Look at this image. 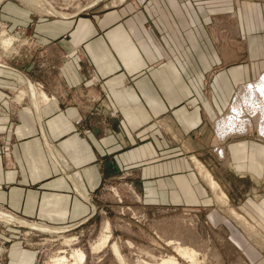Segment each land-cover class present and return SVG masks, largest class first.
<instances>
[{
    "label": "crops",
    "instance_id": "0c3cea01",
    "mask_svg": "<svg viewBox=\"0 0 264 264\" xmlns=\"http://www.w3.org/2000/svg\"><path fill=\"white\" fill-rule=\"evenodd\" d=\"M141 6L129 11L127 3L92 16L36 24V40L44 52L19 69L42 81L39 88L50 99L38 106L30 97L18 101L19 94L8 109L10 93L19 92L23 77L0 67V139L10 147L7 155L0 144V209L48 227L67 226L92 215L87 198L108 173L127 170L147 203L199 205L209 200L190 156L169 142L156 123L170 119L177 129L166 125L174 137L188 139L221 109L211 105L209 114L200 108L198 91L206 86L210 91L232 90L251 79L241 68L233 74L223 66L214 68L227 57L214 52L206 30L207 46L199 58L196 6L182 0ZM199 59L206 61L204 68ZM243 145L242 157L241 147L234 146L228 157L256 179L261 174L260 146ZM218 180L230 202L259 226L262 205L251 195V186L242 190L235 186L238 181L232 186ZM233 237L227 247L235 254L227 264H264L262 245L249 248L238 229ZM4 264L22 260L12 250Z\"/></svg>",
    "mask_w": 264,
    "mask_h": 264
},
{
    "label": "rangeland",
    "instance_id": "374dc122",
    "mask_svg": "<svg viewBox=\"0 0 264 264\" xmlns=\"http://www.w3.org/2000/svg\"><path fill=\"white\" fill-rule=\"evenodd\" d=\"M46 1L58 11L69 14V17H61L53 12L48 13V8L43 11L33 9L20 0H3L0 4V24L10 36L17 39L8 50L0 47V64L4 65L0 67L11 72L17 70L23 77L19 92L10 93L9 110L13 108V98L21 95L22 90L27 91L28 79L34 83L36 91H43L39 88L43 85L42 81L34 79L27 72L19 69L21 65L24 67L27 64L26 67H28V63L34 60L36 53L42 55L41 53L44 52V45L36 40L39 35L36 24L50 20L92 16L110 8L125 7L127 3L129 11L140 9L142 4L156 3V0H101L90 7L96 0ZM166 3L168 4L169 1ZM167 4H165L166 7L169 6ZM182 4H192L198 9L199 58L204 55L201 52L206 50L207 45L203 43L204 30H206L213 38L214 52L223 53L227 57L218 61V65L214 68L223 66L231 73L234 69L233 73L237 68H241V73L246 71L249 75L247 79L251 80L264 70V0H182ZM217 9H227V12L221 13ZM242 14H246L248 19L241 20L242 16L239 18V15ZM29 20L31 22L27 24ZM188 29L185 28L187 31ZM205 62L204 59L198 61L202 68L205 67ZM227 85L224 83V87L228 88ZM236 87L237 85L234 89ZM234 89L210 91L206 86L204 90L196 93L197 105L203 110L208 111L212 106L221 109L217 114L210 115L206 124L204 126L202 124V129L191 133L188 139L182 135L174 137V132H171L166 125H172L174 129H177L170 119L164 120L165 123L157 122L156 128L169 142L176 144L177 148L182 147L180 152L186 153L190 159L192 155H195L194 151L199 149L201 155H195L196 158L205 165L217 181L221 178L222 182H229L232 186L234 181H238L235 186H239L242 190H245L246 185L251 186V195H255L254 197L262 205L259 226L241 212L239 205L230 202L229 193L219 182L227 196L228 204L255 225L264 238V231L261 229H264V140L254 135L240 136L229 139L227 145L229 156L232 154V146L241 147V152L238 153L240 157H242V143L245 144L243 146H250V148L254 144L260 146L256 152L261 162V174L256 179L234 165L232 158L233 168L225 166V162L218 158L215 151L218 143L214 121L218 114L226 113L228 107L224 108ZM24 94L21 102L30 97L27 92ZM223 103L226 104L222 105ZM95 111L99 113L97 108ZM105 111L107 110L102 109V115H106ZM113 115H116L114 110ZM116 127L118 129L120 124L117 123ZM118 133L120 136L119 130ZM193 165L200 176L198 168L195 164ZM132 175L133 173L128 170L108 173L100 189L87 198L93 210L92 215L67 226L53 227L67 230L55 236L0 221V262L7 263L10 252L14 250L21 258L22 264H54L52 261L59 257L57 255H62L56 252L66 248L64 244L66 239L72 240L74 249H80L85 253V260L77 264H227L230 256L235 254L227 247L234 239L233 230L235 229H238V233L244 237V243L249 248L260 247V245H262L261 248L264 247L262 240L253 237L250 230L245 229L227 213L229 207L217 202L208 182L201 176L200 182L205 187L206 197L209 198L207 202L199 205H159L147 203L144 200L140 187L132 179L130 180ZM253 184H255L254 191ZM228 230H232V235ZM107 233L110 235L108 241L100 245L101 237ZM259 242L262 243L259 244ZM179 245L194 250V257L189 258L183 255L178 250ZM72 261L70 260L69 263Z\"/></svg>",
    "mask_w": 264,
    "mask_h": 264
},
{
    "label": "bare ground",
    "instance_id": "6f19581e",
    "mask_svg": "<svg viewBox=\"0 0 264 264\" xmlns=\"http://www.w3.org/2000/svg\"><path fill=\"white\" fill-rule=\"evenodd\" d=\"M2 1L3 0H0V4ZM20 1L33 9L43 11L44 9L46 10L48 8V13L53 12L61 17H69V14L64 13L63 11H58L54 6L48 4L46 0ZM100 1L101 0H96L90 7ZM245 19L247 20L248 16L243 15V20ZM16 40L17 39L14 36H10L0 24V47L8 50L12 47ZM24 92L29 94L30 100L35 106H38L40 102H45L50 99L44 91H36L34 83L29 79L27 91L22 90L21 96H18L19 98L16 97L17 100L21 99V97L25 95ZM214 127L218 143L215 151L218 158L225 162V166L230 168L233 167L231 166V160L227 155L229 148L227 145L229 139L240 136L254 135L264 140V70L257 77L250 81L244 82L237 87L234 92V97L228 105L226 113L219 115L215 119ZM191 161L198 168L200 176L208 182V185L213 191L217 202L225 207H229L227 208V213L230 214L237 222H239L240 225H243L245 229L250 230V234H252L253 237H258L260 241L262 240L264 243L263 234L260 233L258 228L251 224L239 211L228 204L227 196L220 186L219 181L214 178L212 173L205 167V165L198 158H196L195 155L191 156ZM0 221L5 224L25 226L35 231L48 233L52 236L67 231L66 229H58L39 223L29 222L1 209ZM109 237L110 235L108 233L105 234L103 237H101L99 244L101 245L106 243ZM262 242H259V244ZM64 244L66 248H61L56 252V254L62 255H57L59 257L52 261L54 264H77L82 263L85 260V253L80 249H74L72 240L65 239ZM94 248H96V246ZM115 249L117 251L116 246ZM178 250L189 258L194 257V250L191 248L182 247V245H179ZM70 260L73 261L69 263Z\"/></svg>",
    "mask_w": 264,
    "mask_h": 264
},
{
    "label": "built area",
    "instance_id": "2783aa9c",
    "mask_svg": "<svg viewBox=\"0 0 264 264\" xmlns=\"http://www.w3.org/2000/svg\"><path fill=\"white\" fill-rule=\"evenodd\" d=\"M0 144H2V149L5 151V153H7V155H8V153H9V149H10V147H9V145H5V143L3 142V140H1L0 139Z\"/></svg>",
    "mask_w": 264,
    "mask_h": 264
}]
</instances>
